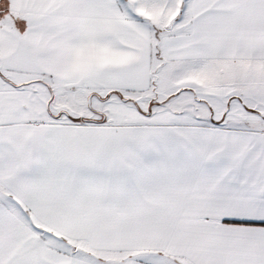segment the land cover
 I'll return each mask as SVG.
<instances>
[{"label":"snow or ice","instance_id":"obj_1","mask_svg":"<svg viewBox=\"0 0 264 264\" xmlns=\"http://www.w3.org/2000/svg\"><path fill=\"white\" fill-rule=\"evenodd\" d=\"M0 264H264V0H0Z\"/></svg>","mask_w":264,"mask_h":264}]
</instances>
